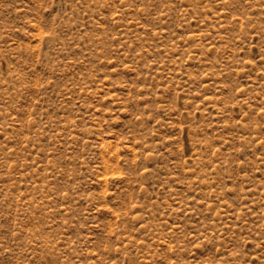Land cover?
Masks as SVG:
<instances>
[{
  "label": "rangeland",
  "instance_id": "rangeland-1",
  "mask_svg": "<svg viewBox=\"0 0 264 264\" xmlns=\"http://www.w3.org/2000/svg\"><path fill=\"white\" fill-rule=\"evenodd\" d=\"M0 264H264V0H0Z\"/></svg>",
  "mask_w": 264,
  "mask_h": 264
}]
</instances>
